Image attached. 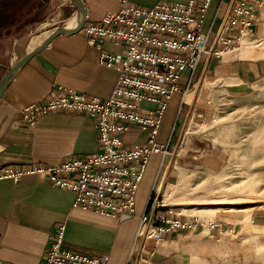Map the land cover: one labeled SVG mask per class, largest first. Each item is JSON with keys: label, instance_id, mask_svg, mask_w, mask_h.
Instances as JSON below:
<instances>
[{"label": "crops", "instance_id": "crops-1", "mask_svg": "<svg viewBox=\"0 0 264 264\" xmlns=\"http://www.w3.org/2000/svg\"><path fill=\"white\" fill-rule=\"evenodd\" d=\"M187 1L125 0V3L151 7L161 2ZM120 2L82 0L85 23L98 22L106 12L117 11ZM238 2L254 9L250 36L264 39V0H211L201 30L209 36L210 51L225 46L229 50L218 57L211 52L204 55L190 79L189 71L183 73L179 85L184 92L174 94L168 101L155 139L158 143L176 140L185 144L190 121L212 116L211 92L206 83L217 82L227 91L235 92L264 81V55L257 49L243 47L239 21L231 22L232 8ZM75 16L71 0H0V80L56 27L68 25ZM221 29L223 34L219 37ZM123 49V43L110 40L100 47L91 44L80 30L57 35L30 57L0 97V165L17 169L33 164L55 165L95 153L97 131L93 119L86 115L55 111L40 116L33 127H28L20 111L47 98L57 86L108 99L118 73L102 65L99 55L101 51L121 53ZM140 107L145 113L156 105L142 101ZM148 135V130L131 125L123 135L125 147L144 144ZM171 163L172 154L164 158L159 154L151 156L136 194V213L121 220L73 208L74 193L52 185L43 177H24L16 182L0 179V263L42 264L50 238L57 225L64 223L65 246L89 255L107 254V264H179L181 255L175 245L185 232L156 233L150 238L138 233V217L151 191L161 184L164 176L168 180ZM260 220L264 226V216Z\"/></svg>", "mask_w": 264, "mask_h": 264}, {"label": "built area", "instance_id": "built-area-1", "mask_svg": "<svg viewBox=\"0 0 264 264\" xmlns=\"http://www.w3.org/2000/svg\"><path fill=\"white\" fill-rule=\"evenodd\" d=\"M210 3L188 0L142 7L121 0L117 11L106 12L98 22L84 23L81 31L89 43L98 47L107 40L124 44L121 53L101 51L99 55L102 65L118 73L110 97L101 100L57 86L47 98L24 106L20 115L26 126L33 127L40 116L51 112L84 114L94 121L98 150L55 165L33 164L21 169L0 165V179L16 182L43 177L74 193L73 208L119 220L135 215L136 194L151 156L171 154V140L158 143L155 139L168 101L183 91L179 85L183 73L189 71L190 79L204 55L211 52L218 57L229 50L225 46L210 51L209 36L201 30ZM253 12L244 2L232 8L231 22L239 21L240 37L243 31L252 34ZM222 34L223 29L219 37ZM142 101L154 103L155 109L143 113ZM131 125L148 130L149 135L144 144L127 148L123 135ZM158 189L151 191L138 217V233L150 238L156 233L193 232L199 223L165 203ZM216 225L211 223L210 228ZM64 233L65 224L57 225L42 264L108 263L107 254L89 255L65 246Z\"/></svg>", "mask_w": 264, "mask_h": 264}, {"label": "rangeland", "instance_id": "rangeland-1", "mask_svg": "<svg viewBox=\"0 0 264 264\" xmlns=\"http://www.w3.org/2000/svg\"><path fill=\"white\" fill-rule=\"evenodd\" d=\"M241 44L264 55V39L244 35ZM206 85L213 114L190 121L185 144L171 143L172 172L157 194L199 223L175 245L179 264H257L255 255L259 250L264 255V181L257 150L264 81L235 92L217 82Z\"/></svg>", "mask_w": 264, "mask_h": 264}, {"label": "water", "instance_id": "water-1", "mask_svg": "<svg viewBox=\"0 0 264 264\" xmlns=\"http://www.w3.org/2000/svg\"><path fill=\"white\" fill-rule=\"evenodd\" d=\"M76 8V24L74 27L68 28L66 26H58L54 29L52 33H50L44 40L43 42L37 46L36 48L32 49L30 52L26 53L23 57H21L14 65H12L8 71L4 74L2 79L0 80V97L5 90L8 82L10 79L16 74V72L26 63V61L41 51L46 45L57 35L66 33V34H73L77 33L81 30L83 27L85 21H86V14H85V9L84 5L82 3V0H71Z\"/></svg>", "mask_w": 264, "mask_h": 264}, {"label": "bare ground", "instance_id": "bare-ground-1", "mask_svg": "<svg viewBox=\"0 0 264 264\" xmlns=\"http://www.w3.org/2000/svg\"><path fill=\"white\" fill-rule=\"evenodd\" d=\"M75 24H76V18L74 17V19L72 20V22L71 23H69L68 25H65L66 27H68V28H71V27H74L75 26ZM242 35L244 36V35H248V34H246L244 31H243V33H242ZM261 129H263V132H262V134H261V136H260V139H261V144H260V147H258L257 148V150H259L258 151V155H260V158H259V160H260V163H261V169H262V171H263V174H262V178H261V181H264V124L262 125V128ZM259 142V141H258ZM257 144H259V143H257ZM259 157V156H258ZM165 173V172H164ZM166 175V174H165ZM163 176V175H162ZM163 178V177H162ZM162 178H161V181H162ZM164 184H166V177L164 176V178H163V181H162V184H160L159 185V192L161 193L162 192V190H163V188L162 187H164ZM241 199V198H240ZM202 203V202H201ZM204 205V204H203ZM202 209V208H201ZM206 209V208H205ZM242 211H245V210H242ZM211 224V223H210ZM258 246V245H257ZM262 253V252H261ZM263 254H264V252H263ZM254 259H255V262H257V264H262V262H263V260H264V255H262V254H260V250H259V253L258 254H256L255 255V257H254Z\"/></svg>", "mask_w": 264, "mask_h": 264}]
</instances>
